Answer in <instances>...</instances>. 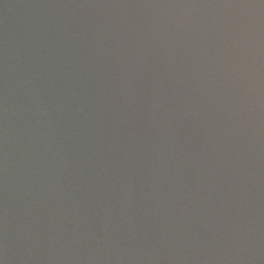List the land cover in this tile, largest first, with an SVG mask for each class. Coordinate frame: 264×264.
Listing matches in <instances>:
<instances>
[{"label":"water","instance_id":"95a60500","mask_svg":"<svg viewBox=\"0 0 264 264\" xmlns=\"http://www.w3.org/2000/svg\"><path fill=\"white\" fill-rule=\"evenodd\" d=\"M0 264H264V0H0Z\"/></svg>","mask_w":264,"mask_h":264}]
</instances>
